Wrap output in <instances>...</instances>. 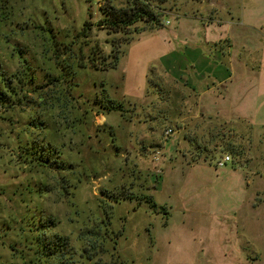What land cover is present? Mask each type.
Segmentation results:
<instances>
[{
    "label": "rangeland",
    "instance_id": "rangeland-1",
    "mask_svg": "<svg viewBox=\"0 0 264 264\" xmlns=\"http://www.w3.org/2000/svg\"><path fill=\"white\" fill-rule=\"evenodd\" d=\"M230 1L145 0L160 27L140 30L141 21L109 34L98 26L104 11L129 0H0V264H47L45 248L58 233L79 264L110 263L113 233L123 264H264V126L185 122L188 145L177 161L167 144L178 135L165 138L177 129L180 105L162 83L165 39L178 40L179 15L213 17ZM232 1L246 12L243 0ZM108 100L118 110L103 109ZM154 109L168 113L153 125L161 132L126 121L143 122ZM225 154L241 171L231 163L216 169ZM200 159L213 174L235 172L244 187L176 180ZM164 203L172 208L168 227ZM202 205L211 214L182 211ZM92 226L98 234L79 242ZM84 248L95 261L78 260Z\"/></svg>",
    "mask_w": 264,
    "mask_h": 264
},
{
    "label": "crops",
    "instance_id": "crops-1",
    "mask_svg": "<svg viewBox=\"0 0 264 264\" xmlns=\"http://www.w3.org/2000/svg\"><path fill=\"white\" fill-rule=\"evenodd\" d=\"M231 1L232 6L226 12L213 17L205 14L179 15L174 32L178 40L171 41L169 37L165 39L166 55L161 61L165 77L162 83L168 89L165 92L169 94L168 100H178L181 105L174 114L177 129H173V136L178 135L176 141L169 143L172 136L168 137L167 153L172 161H177L179 158L176 155L182 154V148L188 145L184 133L190 126L185 122L209 120L264 126V0H243L247 4L244 5L247 10L243 13L235 11L236 3ZM151 112L143 122L135 115L126 121L134 125L133 130L136 126L140 129L142 126L139 124L142 123L144 126H151L149 132H161L153 125L160 123L157 116L167 117L168 113L163 114L155 109ZM100 116L104 119L102 125H105L107 118L104 114ZM181 124L184 125L180 126ZM146 142L148 147L152 146L149 138L143 140L144 144ZM182 159H185V155ZM164 162L162 158L161 163ZM208 163L205 159L195 160L190 164L186 162L188 170L176 180L188 178L195 182L196 188H200V182L207 183L209 187L220 181L225 182V188L234 189L229 185L238 184L235 183V172L228 170L213 174L205 168ZM230 163L235 171H241L233 158ZM215 167L218 169L216 165ZM244 184V181L239 183L237 188H243ZM251 185V181H247L246 186L249 188ZM162 206L166 207L168 213V224L164 225L168 227L172 208L167 203ZM186 208L187 210L182 211L188 214L197 211L211 214L212 209L209 205Z\"/></svg>",
    "mask_w": 264,
    "mask_h": 264
},
{
    "label": "trees",
    "instance_id": "trees-1",
    "mask_svg": "<svg viewBox=\"0 0 264 264\" xmlns=\"http://www.w3.org/2000/svg\"><path fill=\"white\" fill-rule=\"evenodd\" d=\"M131 3L129 6H126L124 8H117V7H111L108 12L104 11V18L99 21L98 26L101 29H108L109 34H116L121 32L120 30L124 27H129L133 25L136 22L143 21L145 23V26L140 29H146V28H155L160 27L162 25V17L156 12L155 9L151 8L148 3L145 2V0H129ZM86 26L90 30V27L92 26L91 23L86 22ZM138 32V31H137ZM112 43V47H115L114 40H110ZM113 52V51H112ZM116 66V61H113L111 65L108 66V68H113ZM96 69H103V68H97L93 65ZM99 104L103 107L108 108L109 111L111 110H118V105L115 101L108 100V105L105 106L104 103L99 102ZM124 113V108L121 105L120 109ZM122 113V114H123ZM125 117V115H123ZM118 199V198H117ZM116 200V199H115ZM154 201V200H153ZM154 206L157 207L156 203H154ZM163 210H165V207H163ZM164 215L168 214L167 210H165ZM168 224V217L166 215L164 225L166 226ZM102 226L106 228V231L110 229L111 222L109 220V216H106L105 214V222H102ZM101 229V228H100ZM97 226H92V228H87L85 233H80V237L78 238L79 242L84 241L88 236H94L98 234L100 230ZM115 237H113L114 240V247L113 250L115 253L113 254V259L110 263L107 264H123V262L120 261L116 244H117V238L119 234L113 233ZM69 238L65 237L63 235H60L59 233L54 235L52 240H50V247L47 246L45 249L48 248L47 251V264H79L77 261V254L75 253V248L73 249L70 245ZM81 255V254H80ZM78 257V260H82V258L88 259L89 261H95L96 256L92 253L90 254L86 248L82 251V255ZM82 264V262H81ZM95 264H101L99 261H95Z\"/></svg>",
    "mask_w": 264,
    "mask_h": 264
},
{
    "label": "built area",
    "instance_id": "built-area-1",
    "mask_svg": "<svg viewBox=\"0 0 264 264\" xmlns=\"http://www.w3.org/2000/svg\"><path fill=\"white\" fill-rule=\"evenodd\" d=\"M173 134H174V130L173 129L170 128V129L166 130L165 135L167 137L172 136ZM161 154L162 153L160 151L155 152V158L156 159L160 158ZM231 161H232V157L229 154H225L223 157L219 158L216 161V166L218 168H224Z\"/></svg>",
    "mask_w": 264,
    "mask_h": 264
}]
</instances>
